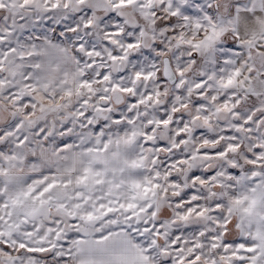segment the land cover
Masks as SVG:
<instances>
[{
  "label": "snow or ice",
  "instance_id": "obj_1",
  "mask_svg": "<svg viewBox=\"0 0 264 264\" xmlns=\"http://www.w3.org/2000/svg\"><path fill=\"white\" fill-rule=\"evenodd\" d=\"M0 264H264V0H0Z\"/></svg>",
  "mask_w": 264,
  "mask_h": 264
}]
</instances>
